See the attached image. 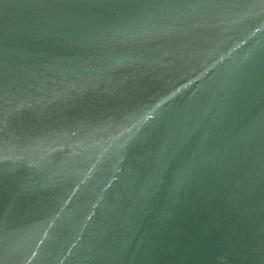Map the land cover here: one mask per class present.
Returning <instances> with one entry per match:
<instances>
[{
	"label": "water",
	"instance_id": "obj_1",
	"mask_svg": "<svg viewBox=\"0 0 264 264\" xmlns=\"http://www.w3.org/2000/svg\"><path fill=\"white\" fill-rule=\"evenodd\" d=\"M0 264H264V0H0Z\"/></svg>",
	"mask_w": 264,
	"mask_h": 264
}]
</instances>
